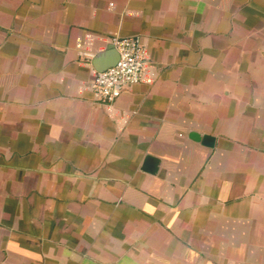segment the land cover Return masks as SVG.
<instances>
[{
  "label": "crops",
  "instance_id": "crops-1",
  "mask_svg": "<svg viewBox=\"0 0 264 264\" xmlns=\"http://www.w3.org/2000/svg\"><path fill=\"white\" fill-rule=\"evenodd\" d=\"M0 264H264V0H0Z\"/></svg>",
  "mask_w": 264,
  "mask_h": 264
},
{
  "label": "built area",
  "instance_id": "built-area-1",
  "mask_svg": "<svg viewBox=\"0 0 264 264\" xmlns=\"http://www.w3.org/2000/svg\"><path fill=\"white\" fill-rule=\"evenodd\" d=\"M115 46L119 51L117 63L105 70H97L91 84L92 91L107 104H113L125 90L145 80L147 46L139 37L132 36L117 38Z\"/></svg>",
  "mask_w": 264,
  "mask_h": 264
},
{
  "label": "water",
  "instance_id": "water-1",
  "mask_svg": "<svg viewBox=\"0 0 264 264\" xmlns=\"http://www.w3.org/2000/svg\"><path fill=\"white\" fill-rule=\"evenodd\" d=\"M113 48L116 49V53L114 54L115 56L112 57L111 59L109 60H104V54H98L95 58H94V64L97 68L98 71H102V70H105L113 65H115L119 59V51L117 50L116 46L114 45ZM191 137L196 139V140H200L202 141L203 143H206L207 145H210L212 146L213 145V141H214V138L212 136H208L206 134H200L199 132H192L191 133ZM158 160L155 159L152 155H148L146 157V163L147 166L148 165H151L153 163H155L154 167L151 166L150 168H146V169H151L152 171H156L157 170V163Z\"/></svg>",
  "mask_w": 264,
  "mask_h": 264
}]
</instances>
